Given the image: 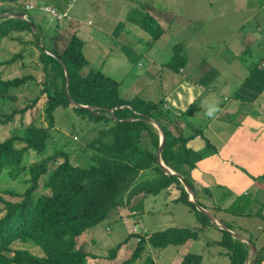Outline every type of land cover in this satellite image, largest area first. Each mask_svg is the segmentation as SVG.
<instances>
[{
    "label": "trees",
    "instance_id": "1",
    "mask_svg": "<svg viewBox=\"0 0 264 264\" xmlns=\"http://www.w3.org/2000/svg\"><path fill=\"white\" fill-rule=\"evenodd\" d=\"M42 3L48 2L38 0L31 7L0 8V12L14 11L26 15L24 18L0 15V42L3 37H7L22 45L8 57L0 59V64L22 57L23 45L32 43L37 50L42 74V87L27 103L22 107L11 106L8 111H1L0 108V124L11 121L16 113H23L26 107L36 102L40 92L45 95L42 110L46 120V126L30 121L11 128L8 135L0 138V177L3 174L14 176L19 171L28 174L20 179L28 182L21 191L4 188L19 196L18 199H4L0 196V264H84L90 253L76 245L82 231L105 219L112 209H122L131 202L132 197L155 194L170 185L178 189L175 200L194 211L199 225L167 226L138 234L129 254L118 264H138L136 259L147 246L160 249L195 239L198 230L207 223H212L220 230V237L212 242L224 249L228 264H243L247 255L246 242L208 220L187 199V193L178 178L174 174L165 173L159 166L156 159L158 131L147 118L156 120L163 130L164 141L159 150L162 163L187 181L195 201L205 207L200 201L199 190L208 196L211 194L207 187H195L189 172L194 166V160L190 155L191 150L185 145L188 137L197 134L198 130L184 133V128L177 125L175 130L170 129L167 122H175L177 116H170L161 107V98L147 99L137 94L125 97L120 94L118 82L98 67H88L81 72V68L87 64L81 49L82 40L72 33L58 48L57 25L50 29L48 26L44 28L32 16L31 11H40L38 6ZM137 23L149 34L151 41L163 31L158 20L147 12L142 14ZM46 29H49L50 35L42 42L40 38ZM27 33L29 36L25 39L23 36ZM180 49V42L171 47V56L165 63L168 68L176 70L184 62ZM32 78L29 73L2 76L0 72V100L15 99L14 89ZM68 98L92 106L91 109L71 106V109L87 120L100 123L96 134L80 146L83 152L87 147L91 148L90 155L84 163H72L67 152L59 149L26 166L22 165L26 149L36 154L42 149L48 136V127L52 125L54 108L66 107L69 104ZM163 117L167 119L166 123L162 122ZM57 157L61 159L57 160ZM260 177H264V172ZM39 179L45 191L38 193L34 190ZM239 200L233 199L223 210H229L235 215L240 212L245 215L254 213L264 219V214L260 213L264 198L258 211H243L244 204L241 206ZM238 205L241 208L237 209ZM234 207L235 210L232 209ZM218 219L226 228L233 229L221 217ZM250 240L253 242V239ZM15 241L36 246L40 253L31 252L25 246L14 247L12 243ZM119 246L120 242L110 246L107 256L113 257ZM262 249L264 247L259 246L255 250L250 264H261ZM200 259L199 253L186 251L177 264H199ZM142 264L157 263L149 253H145Z\"/></svg>",
    "mask_w": 264,
    "mask_h": 264
},
{
    "label": "crops",
    "instance_id": "2",
    "mask_svg": "<svg viewBox=\"0 0 264 264\" xmlns=\"http://www.w3.org/2000/svg\"><path fill=\"white\" fill-rule=\"evenodd\" d=\"M63 2L53 0L58 8H62ZM113 2L126 8L125 19L130 21L131 27L124 26L117 17L106 15L104 10ZM144 12L151 14L163 26V31L153 41L146 31V36L142 35L143 29L137 23ZM209 17L216 22L208 24L210 34L204 32ZM63 23L72 24L69 29L80 36L77 35L82 40V51H85V39L91 38L92 34L96 35V42V33H102L105 45L107 41L113 43L110 48L116 49L126 60L123 66L128 78L124 86L133 89L138 79L140 96L144 97L141 94L147 92L148 85H151V79H147L149 76L160 77L159 95L153 99L161 98V107L170 116H177L175 122H167L170 129L175 130L177 125L184 128V133L198 130L185 141L194 160L190 176L197 184L208 188L214 202L222 207L237 198L246 200L249 205L262 202L264 0H74L69 19ZM132 27L138 30L135 32ZM223 28L229 29L230 37H217V43L212 39H202L203 36H212V29L220 31ZM219 34L224 33L219 32L216 36ZM111 38H115V43ZM155 40L165 43L169 52L167 58L164 55L152 56L151 44ZM179 42L184 62L173 70L165 63L171 56V47ZM129 46L146 60L140 73V70H130ZM194 50L200 52L199 55L190 57ZM108 53L109 50L99 57L95 65L103 73ZM114 79L123 86L120 77ZM192 97L195 101L190 103ZM213 101L218 103L220 112L214 119H209L204 112L206 105ZM161 120L163 123L167 121L164 117ZM186 124L189 127H185ZM260 213L264 214V204ZM241 229L247 233V228ZM253 235L254 246L259 240V246L264 247V219L255 224ZM261 236L263 240H260ZM261 251V264H264V249Z\"/></svg>",
    "mask_w": 264,
    "mask_h": 264
},
{
    "label": "rangeland",
    "instance_id": "3",
    "mask_svg": "<svg viewBox=\"0 0 264 264\" xmlns=\"http://www.w3.org/2000/svg\"><path fill=\"white\" fill-rule=\"evenodd\" d=\"M37 1L38 0H0V8H25L24 6L26 2L34 3ZM40 1L53 4V0ZM137 1L139 2V0ZM133 2H135V0H133ZM65 6L66 2H63V6L62 8H59V10L64 9ZM70 8L68 7L67 10H70ZM125 10V7H118L113 2L112 4L108 5V7L104 11H106L107 16L117 17L121 19L124 26L131 27L129 25L130 21L125 19V17L127 16V13L124 12ZM31 12L34 19L42 27L45 28L48 26L50 29L53 28L55 24L57 25V33L59 35H57L58 48H61L69 34H76L75 30L72 31L69 29L72 24H65L66 22L63 23V19H55L54 17L44 14L36 9ZM23 16L25 17L26 15L23 13ZM68 19L69 11L64 21ZM206 20L207 21L206 25H204V32L210 34L207 26L208 24H215L216 22H213L210 17ZM74 24L76 23L74 22ZM49 29H46V32L44 31V34H42V37L40 38L42 42H44L45 39H48V36L50 35ZM131 29H135V27H132ZM137 30L138 29L136 28L135 32ZM211 32L213 34L212 36H203L202 39H212L213 42L217 43L219 41L215 40L217 39V37L231 36V34L229 33V29L223 28L220 31H218V29H212ZM219 32H222L224 34H219L218 36H216ZM96 34L98 35L97 40L99 41V43L95 40V34H92L91 38L85 39V43L83 45L85 51L82 52L87 58V64L83 66V68H81V72H84L88 67H95V65H97V63L99 62V57H103L104 54L109 50L108 56L105 60L104 73L109 77H112L113 79L114 77H120L122 79L123 86H121L117 81L118 89L122 96L129 97L134 93H138L137 95H139V93H141V90L140 82L138 79L135 82V85H133V89L124 86L128 76L126 77V73L124 72V69L126 68L123 65L125 64L126 60L123 55L116 49L110 48L111 45H114L113 43H108L107 41V44L105 45V40L103 37H101L102 33ZM142 35L146 36L144 30H142ZM28 36L29 33L24 34L23 37L25 39H28ZM112 41L115 43V38ZM92 44L95 46L94 50H92L94 47H92ZM130 44L131 42L128 45ZM164 44L165 43L161 44L159 40H155L151 44L152 56L164 55V57L167 58L169 56V52H167V47ZM139 45L140 44H138L137 46ZM144 45L145 44L143 43V46ZM21 46L22 45L15 39L3 37L0 42V59L8 57L11 53L17 51ZM129 48L131 47L129 46ZM129 52L130 54L128 55L131 63L130 70L133 72L140 70L139 73L142 72V69L146 62L145 58L141 54H139V52H136L135 49L131 48ZM199 53L200 52H198L197 50H194L191 52L190 57L198 56ZM189 59L191 60L192 58ZM228 63L232 64L230 60H228ZM0 72L2 76H11L20 73H29L33 76L32 79H28L23 84L14 89V93L16 94L15 99H8L4 101L0 100L1 111H8L11 106L22 107L31 99V97L37 94L38 90L42 87V74L40 70V64L37 59V50L35 49L34 45H32V43H26L23 45L22 57L15 59L10 63L0 64ZM159 78L160 77L158 76H149L147 79H151V85H148L147 92L141 95H143L145 98L152 99L155 95H159ZM144 80L145 79H143V82ZM44 99V93L40 92L36 99V102L31 106L26 107L23 113H16L13 115V119L11 121L0 124V138L8 135L11 128H14L16 126L20 127L21 125H25L30 121L34 122L35 124H42L43 126H46L45 115L42 110V102L44 101ZM99 124L87 120L84 116L76 114L71 109L70 104H68L66 107H55L53 110L52 125L48 127V136L45 138L42 149L37 154L33 150L26 149L25 153L22 156L23 158L21 164L26 166L28 163L33 162L34 160H38L40 157L50 154L53 151L59 149L67 152L68 158L72 163H84L87 156L92 152V149L87 147L85 152H83L80 146L85 145V142H87L96 134V129ZM60 159L61 157H57V160ZM25 176L27 177L28 174H25L22 171H19L14 176L3 174L2 177H0V196L4 199H18L19 196L11 194L9 191L4 190V188L8 190L21 191L28 184V182L26 181H20V179L24 178ZM193 182L195 187L200 189V186L202 185L197 184V182L195 181ZM34 191L38 193L45 191V189L41 186V179L38 180V184ZM177 194L178 189H176L173 185H170L166 188H161L155 194H148L145 196L138 194L137 196L132 197L131 202L124 205L122 209H112L105 219L82 231L77 238L76 245L77 248L90 253V255L86 256L84 264H118L122 258L126 257L129 254L131 248L135 244L136 239L138 238L137 235L142 234L143 232H151L154 230L165 228L167 226L196 227L197 225H199V220L197 219V215H195L194 211L189 209L188 206L181 201L175 200ZM199 197L200 201L205 206L204 208L216 215L217 218L221 217L222 221H225V223H228V225L233 228L231 229L232 231L243 234L244 236L247 235L246 237L254 239L253 231L255 228V224H260V222H262V219L260 216H258V214L255 215L254 213H251L245 215L244 212H240L241 214L235 215L229 210H223L228 205L222 207V205L217 204V202L213 201L211 195L208 196L201 190H199ZM255 203L257 204L249 205L247 204L246 200L245 203H243L242 200L240 205L242 206L244 204L242 207L243 211H247L248 209L258 211L260 204L258 202ZM240 205H238L237 209L241 208ZM232 209L235 210L236 207ZM121 215L122 218L113 219L115 217H121ZM241 228H247V233L245 234V232L242 231ZM251 228H253V230ZM219 237L220 230L212 223H207L202 227V229L198 230L197 237L195 239H188L182 244L167 245L160 249L150 248L147 246L136 260H138V264H142L144 254L149 253L154 262L157 264H177L182 253L186 251H192L197 252L201 255L199 264H228V257L224 253V249L212 242ZM260 240H263L262 236L260 237ZM258 241L259 240L255 241V246L257 247V249L259 248ZM116 242H120V246L116 250L115 255L110 258L107 256V250ZM12 246H25L31 252L40 253L36 246L24 245L22 243H19L18 241L13 242ZM91 254H94V256H91ZM252 254V252L249 253L248 260L252 259Z\"/></svg>",
    "mask_w": 264,
    "mask_h": 264
},
{
    "label": "water",
    "instance_id": "4",
    "mask_svg": "<svg viewBox=\"0 0 264 264\" xmlns=\"http://www.w3.org/2000/svg\"><path fill=\"white\" fill-rule=\"evenodd\" d=\"M0 15H7V16H16V17H21V18H24L23 14L19 13V12H2L0 13ZM30 28L33 30V24L30 22ZM64 72H66V70L64 69ZM67 80V75L65 74V81ZM68 101H69V104L71 106H79V107H83L85 109H91L92 106H88V105H85V104H81V103H78V102H75L73 100H71L70 98H68ZM158 130V133H159V138H158V145H157V149H156V159H157V162L159 164V166L161 167V169L167 173V174H174L178 180L180 181V183L182 184L184 190L186 191L187 193V199L192 201L195 208L197 210H199L201 213H203L207 218L208 220H210L211 222H213L214 224L218 225L220 228H224L226 229L232 236L234 237H237L239 238L240 240H243L246 242L247 244V255L244 259V262L243 264H250V262L252 261L251 260H248L247 257H248V254L250 252L254 253L255 252V246L253 244V242L246 236H244L243 234H240L238 232H234L228 228L225 227V225L210 211L206 210L203 206H201L200 204H198L194 197H193V194H192V190H191V187L190 185L187 183V181L178 173L172 171L170 168H168L166 165H164L159 157V150L161 149L162 145H163V141H164V133H163V130L161 128V126L159 125V123L152 119V118H147Z\"/></svg>",
    "mask_w": 264,
    "mask_h": 264
},
{
    "label": "built area",
    "instance_id": "5",
    "mask_svg": "<svg viewBox=\"0 0 264 264\" xmlns=\"http://www.w3.org/2000/svg\"><path fill=\"white\" fill-rule=\"evenodd\" d=\"M72 2L73 0H66V6L62 10L57 9L53 4L50 3H42L38 6V9L42 13L54 17L55 19L64 20L68 15L67 8L72 5ZM25 6L31 7L32 3H26Z\"/></svg>",
    "mask_w": 264,
    "mask_h": 264
},
{
    "label": "clouds",
    "instance_id": "6",
    "mask_svg": "<svg viewBox=\"0 0 264 264\" xmlns=\"http://www.w3.org/2000/svg\"><path fill=\"white\" fill-rule=\"evenodd\" d=\"M64 2H66V0H64ZM73 3H74V0L72 2V5H73ZM71 6H69V8ZM57 9H59V8H57ZM194 101H195V97H192V99L190 100V103H193ZM219 112H220V107H219L218 103H216L215 101H213V102H210V103H208L206 105L204 115L207 118H209V119H214Z\"/></svg>",
    "mask_w": 264,
    "mask_h": 264
}]
</instances>
